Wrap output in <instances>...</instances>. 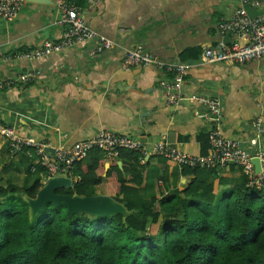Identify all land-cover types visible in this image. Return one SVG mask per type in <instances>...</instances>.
I'll return each mask as SVG.
<instances>
[{
    "label": "crops",
    "instance_id": "crops-1",
    "mask_svg": "<svg viewBox=\"0 0 264 264\" xmlns=\"http://www.w3.org/2000/svg\"><path fill=\"white\" fill-rule=\"evenodd\" d=\"M239 6L238 0H87L79 13L91 28L114 41L110 49L89 56L90 44L76 45L39 60L5 61L7 53L61 36L54 0L27 1L12 20L0 18V79L15 80L14 85L0 89V120L13 125L22 136L52 145L70 146L106 129L147 144L165 140L198 155L208 152L201 139L208 123L199 115L204 108L186 96L205 94L221 101L224 135L238 139L249 152L264 150V132L255 146L249 144L256 136L252 122L264 115V56L241 64L201 63L200 55L197 62L181 56L187 49L202 51L216 44L221 38L217 24L230 18ZM136 44L160 59L190 64L181 84L184 99L166 103L164 86L172 82L170 73L153 66H122L123 49ZM27 69L40 73L28 83L17 82ZM26 157L21 152L13 154L0 138L1 184L9 179L23 187L36 176L42 184L46 182L47 174L32 169V158ZM26 164L31 165L29 172ZM118 164H122L120 160ZM141 166L144 180L140 191L147 196L177 192L192 178L159 155L144 156ZM215 171L211 177L215 191L243 178L235 166ZM71 179L74 183L77 176ZM220 180L228 184L221 185ZM93 189L92 195L104 190L101 186Z\"/></svg>",
    "mask_w": 264,
    "mask_h": 264
},
{
    "label": "trees",
    "instance_id": "trees-1",
    "mask_svg": "<svg viewBox=\"0 0 264 264\" xmlns=\"http://www.w3.org/2000/svg\"><path fill=\"white\" fill-rule=\"evenodd\" d=\"M71 1L79 9L87 0ZM200 52L191 48L181 56L197 62ZM201 139L207 150V135ZM143 160L133 150L106 158L91 149L74 162L72 187L55 190L87 196L101 186L100 194L126 201L128 215L69 216L63 202L47 201L31 218L27 198L42 187L40 178L23 187L0 183V264H264V179L260 188L244 175L233 185L220 180L215 191L216 168L183 165L180 173L192 178L177 192L147 196L140 191Z\"/></svg>",
    "mask_w": 264,
    "mask_h": 264
},
{
    "label": "built area",
    "instance_id": "built-area-1",
    "mask_svg": "<svg viewBox=\"0 0 264 264\" xmlns=\"http://www.w3.org/2000/svg\"><path fill=\"white\" fill-rule=\"evenodd\" d=\"M238 1L240 6L233 15L228 19L220 20L217 24V32L221 38L216 44L205 46L202 49L199 60L201 63L241 64L258 60L264 56V11L255 17H251L244 8L245 4L264 8V0ZM26 2L27 0H0V18L5 21L12 20ZM54 6L57 15L56 22L63 28L60 38L56 40L46 39L32 48L7 53L4 56L5 61L39 60L67 47L89 44L87 53L89 56H94L113 46L114 41L111 38L89 26L80 15L78 7L71 0H54ZM227 35L232 36L229 42H225L222 38ZM132 65L153 66L170 73L173 76L172 82L164 86L166 103L177 104L184 99L181 84L190 64L160 59L145 50L141 44H136L123 49L122 66L127 68ZM39 73L38 70L27 69L21 72L17 82L28 83ZM14 84V79H0V89ZM186 99L190 102H196L204 108L199 115L205 118L208 123L206 135L209 148L206 154L192 155L181 151L165 140L147 144L138 138L106 129H101L90 138L70 146L52 145L33 137L22 136L13 125L1 120L0 138L8 143L13 154L25 152L27 156L32 158V169L35 168V163L39 164L45 170L48 178L56 175L71 178L74 162L83 159L91 149L100 150L106 158L116 155L119 149H127L137 151L142 156L150 154L163 156L179 166L208 168L235 166L240 168L243 175L246 176L249 186L260 188L264 179V150L258 148L249 152L238 139L222 133V108L218 97L191 94L187 95ZM252 125L256 136L249 140V144L255 146L257 137L264 132V115L256 116ZM253 158H258L259 170L255 169L252 162Z\"/></svg>",
    "mask_w": 264,
    "mask_h": 264
},
{
    "label": "water",
    "instance_id": "water-1",
    "mask_svg": "<svg viewBox=\"0 0 264 264\" xmlns=\"http://www.w3.org/2000/svg\"><path fill=\"white\" fill-rule=\"evenodd\" d=\"M37 2H48L49 0H27ZM245 10L251 17H255L257 14L264 11L263 7H252L248 4L244 5ZM225 42L230 41V37L227 35L223 38ZM50 150V149H48ZM256 170H259L258 158L252 160ZM108 165L106 164V167ZM73 181L70 177L63 175H56L48 178L46 182L39 188L34 198H27V202L30 208V217L33 218L39 209L47 201H52L54 204L63 202L67 208V215H71L76 212L91 213L94 215H114L121 213L124 215L130 214V211L126 208L125 202L117 201L113 196L97 194V195H66L58 194L55 192L60 187H72Z\"/></svg>",
    "mask_w": 264,
    "mask_h": 264
}]
</instances>
